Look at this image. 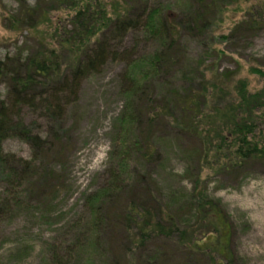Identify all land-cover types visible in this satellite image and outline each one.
<instances>
[{"label": "rangeland", "instance_id": "obj_1", "mask_svg": "<svg viewBox=\"0 0 264 264\" xmlns=\"http://www.w3.org/2000/svg\"><path fill=\"white\" fill-rule=\"evenodd\" d=\"M47 1L0 0V59L26 58L38 49L41 39L33 28L14 30L5 18ZM103 1L110 8L113 0ZM118 1L131 7L142 3L168 17L176 26L181 61L166 83L150 78L140 96L125 94V71L138 78L148 69L145 59L169 44L151 39L145 29L131 30L111 42L124 54L109 55L98 71L81 81L75 95L59 94L61 109L38 97L11 110L12 129L3 135L0 150V264H56L57 258L65 264H264V161L223 166L229 158L236 159L232 147L218 160L192 156L189 146L198 141L162 121L154 134V140L160 135L162 153L146 162L135 147L137 130L123 129L121 134L122 116L140 112L148 89L155 88L157 101L161 90L212 84L209 80L222 74L218 85L225 86V92L218 102L226 104L236 95L240 79L251 91L261 88L262 78L251 69L264 70V25L238 26L254 16L262 20L264 0H229L205 33L189 32L179 23L196 8L193 0ZM68 15V10L53 11V28L67 24ZM135 57L144 59L128 65ZM64 62L68 68L70 60ZM8 87L7 79H1L0 107H11ZM22 126L46 147L24 135ZM263 132L264 117L258 119L256 139ZM176 139H183L184 145L173 148ZM117 173L122 174V188L108 194L105 190ZM149 191L177 216L181 229L198 230L197 241L208 253L175 236L141 239L137 229H130L135 233L129 242L132 251L122 256L128 237L123 211L132 200L145 202ZM202 196L225 217L227 229L221 236L200 226L196 212ZM139 240L143 243L137 244ZM215 247L218 251L212 252Z\"/></svg>", "mask_w": 264, "mask_h": 264}, {"label": "trees", "instance_id": "obj_2", "mask_svg": "<svg viewBox=\"0 0 264 264\" xmlns=\"http://www.w3.org/2000/svg\"><path fill=\"white\" fill-rule=\"evenodd\" d=\"M193 2L197 4L196 8L187 16H182L179 23L189 32L205 33L212 19L221 14L223 4L229 0ZM146 7L142 3L138 7L123 6L118 0H113L110 8H107L103 0H48L45 5L27 6L14 17L5 18L14 30L33 28L41 43L38 49L26 58L16 56L13 59H0V80L7 79L8 96L11 100V107L6 108L2 104L0 107V150L3 135L12 129V109L38 97L46 101L48 106L54 104L57 109H61L60 93L66 91L75 95L81 81L92 71H98L109 55L124 54L114 50L115 46H111V42L128 31L145 29L151 39L155 38L164 45L169 41V44L145 59L148 61V69L138 78H134L128 70L125 71L124 78L129 81V85L124 93L132 98L136 94L140 96L146 90L143 83L150 78H158L162 80L160 82L166 83L182 55L180 44L177 43L176 26L155 8L148 10ZM60 10L69 11L68 23L53 28L51 13ZM243 25L248 29H257L264 25V18L258 21L254 16L248 22L240 23L238 27ZM50 28L52 31L47 32ZM30 33L32 34L31 30ZM65 59L71 62L68 68ZM129 59L128 65L144 58ZM251 71L262 78V87L251 91L246 80L240 79L235 85L236 95L226 104L218 102L225 92V86L218 85L222 74H215L214 78L209 80L212 84H207L208 86L201 83L197 87L173 86L161 90L163 95L157 98V101L155 88V92L148 89L145 92L146 103H142L140 112L122 116L121 134L123 129L124 132L133 128L137 130L139 141L135 147H140L138 149L143 151L141 159L146 162L153 158L158 159L162 153L157 142L160 135L154 140L155 127L162 121L164 125H173L178 133L184 134L188 139L198 141L195 146H189L188 152L192 156L197 153V156L205 155L206 159L215 157L218 160L226 158L225 152L231 151L232 147L236 159L229 158V162L223 163V166L264 161V132L258 139L255 137L258 119L264 117V70L254 67ZM45 95L50 97V100L46 99L47 97L44 99ZM21 129L24 135L33 138L38 144L42 143L41 138L33 136L26 126ZM180 142L184 145L183 139H180ZM180 142L176 139L173 148L179 146ZM41 145L46 147L45 143ZM183 145L181 144L180 149L186 151ZM31 168L30 164L28 169ZM121 177V173L116 174L112 185L105 190L106 193L122 188ZM132 201L123 211L128 237L123 244L122 256L125 254L127 257L129 251H132L133 243L129 242L134 240L135 233L132 234L130 229H137V235L141 239L152 234L175 236L180 243L186 245L190 241L196 251L208 253L207 248H203L197 241L198 230L181 229L177 216L165 209L161 202H157L158 197L152 192L149 191L145 202ZM197 206L196 213L201 228H206V233L213 229L221 236L227 229L221 210L206 196L200 198ZM141 243L143 240H139L137 244ZM210 250L216 252L218 248ZM55 262L65 264L60 258Z\"/></svg>", "mask_w": 264, "mask_h": 264}]
</instances>
